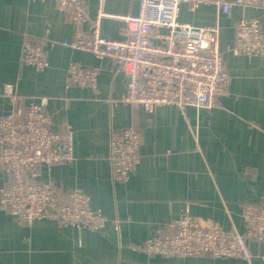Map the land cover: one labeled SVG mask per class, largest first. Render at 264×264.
Segmentation results:
<instances>
[{"label": "crops", "instance_id": "crops-1", "mask_svg": "<svg viewBox=\"0 0 264 264\" xmlns=\"http://www.w3.org/2000/svg\"><path fill=\"white\" fill-rule=\"evenodd\" d=\"M105 1L109 13L138 12L135 0ZM84 2L94 18L97 0ZM241 18L258 20L264 31L262 9L235 4L227 16L213 4L180 5L179 21L217 26L230 74L226 94L211 109L147 111L120 100L125 76L115 61L62 45L73 38L74 26L60 18L55 0H0V113L8 107L6 84L24 97V106L32 94L45 98L52 128L71 134L74 159L39 168L37 178L51 182L62 201L72 191L88 196L91 208L108 220L98 231L47 218L22 222L0 209V264H264L263 244L257 242L250 244V261L210 254L164 257L133 248L165 233L172 217L185 215L206 227L244 233L243 204H264V56L231 51ZM100 31L112 40L127 38L116 20L102 19ZM25 41L45 51L47 69L21 63ZM70 64L96 69V88L68 86ZM126 128L140 133V163L122 183L113 178L107 152L112 137ZM12 183L13 174L0 170V191Z\"/></svg>", "mask_w": 264, "mask_h": 264}, {"label": "built area", "instance_id": "built-area-1", "mask_svg": "<svg viewBox=\"0 0 264 264\" xmlns=\"http://www.w3.org/2000/svg\"><path fill=\"white\" fill-rule=\"evenodd\" d=\"M55 1L60 18L74 26L73 38L63 40L62 45L115 61L125 76V92L120 100L147 111L171 106L181 111L189 107L211 109L226 94L230 74L219 47L217 26L196 27L179 21L180 5L196 9L213 4L227 16L235 4L264 10V0H135L137 14L121 15L107 12L106 1L97 0V13L91 18L84 0ZM102 19L120 22L127 38L112 40L102 35ZM231 51L249 57L264 56V31L258 20L241 18L237 22ZM20 61L39 70L49 66L45 51L31 41L24 42ZM97 76L96 69L70 64L65 82L95 89ZM2 96L8 107L0 113V170L12 173L13 183L0 191V209L22 222L47 218L103 231L108 220L101 211L91 208L88 196L72 191L62 201L51 182L37 178L39 168L74 159L71 134L52 128L46 99L32 94L24 106V97L10 84L3 87ZM255 132L256 127H252L251 137ZM140 141V133L134 128L112 137L107 159L114 180L129 181L140 163ZM193 147L199 148L197 138L193 139ZM243 216L244 233L206 227L189 215L172 217L165 233L133 248L164 257L210 254L250 261L255 256L250 244L257 242L263 244L259 257L264 261V204H243Z\"/></svg>", "mask_w": 264, "mask_h": 264}]
</instances>
